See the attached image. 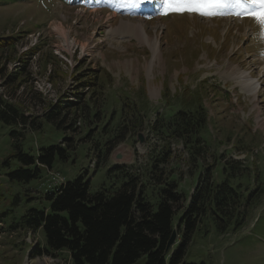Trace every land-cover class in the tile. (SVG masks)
Masks as SVG:
<instances>
[{
    "label": "rangeland",
    "instance_id": "obj_1",
    "mask_svg": "<svg viewBox=\"0 0 264 264\" xmlns=\"http://www.w3.org/2000/svg\"><path fill=\"white\" fill-rule=\"evenodd\" d=\"M110 3L112 9L92 0L89 4L75 0H0V38L20 36L13 50H0V93L29 120H35V127L30 126L16 143L20 142L30 155L63 142L69 145L66 161H55L52 169L64 182L82 177L93 194L117 184L114 175L109 179V168L131 165L133 171L145 172L148 146L157 141L149 130L156 112H164L168 118L181 106L188 108L200 100L210 120L201 132L209 148L207 162L214 164L213 155L220 154L242 161L245 174L235 183L239 181L242 190L253 189L256 175L264 179V28L251 17L158 15L155 0H145L148 5L141 4V10L122 8L118 0ZM122 23L142 24L145 36L156 42L155 60L146 44L122 31ZM38 42L42 50L28 59L27 75L20 77H27L28 82L16 85L14 91L15 83H5L6 79L16 70L18 58H25L23 51ZM242 73L258 86L256 97L246 95L236 82L228 80ZM87 77L95 85L83 86ZM64 100L78 103L62 124L65 127L76 120L75 129H57L41 120L44 112ZM126 105L146 108L147 117L138 132L143 141L129 134L97 168L96 157L105 139L95 130L111 112L117 113L119 121L120 109ZM95 112L102 117L100 121L93 118ZM10 129L20 130L0 122V264H73L66 251L31 256L34 245L45 244L44 233L22 225L21 217L30 207H49L45 186H41L46 172L39 173L42 179L27 183L8 179L7 173L16 167L15 160L9 159L15 151ZM89 130L94 131L88 136ZM64 138L70 141L66 143ZM173 149L184 164L182 146L173 145ZM105 150L103 146L101 156ZM8 159L9 167L3 163ZM221 165L216 162L215 170L219 172ZM194 179L185 175L180 182L185 198ZM254 195L245 226L236 233L217 235L210 230L206 238H196L189 248L192 260L264 264V241H255L254 235V225L264 214V191L257 189ZM14 198L18 202L12 204Z\"/></svg>",
    "mask_w": 264,
    "mask_h": 264
},
{
    "label": "trees",
    "instance_id": "obj_2",
    "mask_svg": "<svg viewBox=\"0 0 264 264\" xmlns=\"http://www.w3.org/2000/svg\"><path fill=\"white\" fill-rule=\"evenodd\" d=\"M94 1L112 9L110 0ZM90 2L75 0L77 4ZM141 8L140 5L136 9ZM19 37L0 38V50L4 47L13 50ZM41 50L40 42L35 43L23 51L25 58H18L16 70L5 82L15 83L14 91L17 90L16 85L28 82L27 77H20L27 75L28 59ZM44 55L46 60L48 56ZM85 79L83 86L95 85L90 78ZM10 100L0 93V122L20 129H10L9 137L15 151L9 159L15 160L16 167L7 173V177L11 181L27 183L37 178L44 168H51L55 161H66L69 145L63 142L39 149L35 154H27L16 140L23 139L30 126L35 127V120H29ZM77 105L75 101L64 100L44 112L41 120L57 129H72L73 126L75 129L76 120L65 127L62 124L68 111ZM181 107L168 118L164 112H156L149 130L157 141L148 146L145 172L133 171L131 165H117L108 170L109 179L114 175L112 179L117 181L110 190L102 189L91 194L89 183L78 177L65 182L57 190L45 193L48 208H28L21 217V224L31 230H42L45 237L43 246H33L31 256L66 251L73 264H207L203 259H191L190 246L196 238H206L210 230L217 235L241 230L246 224L248 209L256 198L254 192L257 189L264 191V179H258L259 175H256V186L244 189L245 192L239 181L235 183L245 174L242 161L220 154L217 157L213 155L214 164L208 163L209 148L201 136L210 121L207 110L200 100L188 108ZM125 108L120 109L119 121L115 118L117 113L111 112L108 120L95 130L103 134V146L106 147L105 155L101 156L103 146L97 154V168L105 163L108 153L119 142L129 134L137 136L143 127L147 117L145 106L126 105ZM93 118L102 119L98 112L93 114ZM36 124L38 127L40 121ZM20 131L22 136L17 138L16 133ZM93 131L89 130L87 135ZM63 140L66 143L70 141L69 138ZM178 144L185 153L184 164L173 149V145ZM178 156L181 157L180 154ZM9 159L3 162L7 167ZM216 162L222 164L219 172L215 170ZM185 175L195 176L188 199L180 190V182ZM17 202L14 198L12 204ZM254 227L255 241H264V214ZM174 229L177 232L176 243L165 252Z\"/></svg>",
    "mask_w": 264,
    "mask_h": 264
},
{
    "label": "snow or ice",
    "instance_id": "obj_3",
    "mask_svg": "<svg viewBox=\"0 0 264 264\" xmlns=\"http://www.w3.org/2000/svg\"><path fill=\"white\" fill-rule=\"evenodd\" d=\"M118 2L122 8L135 9L145 0H118ZM155 3L158 15L188 13L202 18L251 17L264 28V0H155Z\"/></svg>",
    "mask_w": 264,
    "mask_h": 264
},
{
    "label": "bare ground",
    "instance_id": "obj_4",
    "mask_svg": "<svg viewBox=\"0 0 264 264\" xmlns=\"http://www.w3.org/2000/svg\"><path fill=\"white\" fill-rule=\"evenodd\" d=\"M121 26H122L123 32L136 37L137 40L140 42V44H146L151 49V51L153 52V60H155L156 54H157L156 42L145 36L142 24L132 23L129 25V23H122ZM151 63H153V62H151ZM228 78H229L228 79L229 81L236 82L239 85L240 90L243 93H245L246 95H250L253 98L256 97L257 92H258V86L246 74H244V73L239 74V75L236 74V75H232Z\"/></svg>",
    "mask_w": 264,
    "mask_h": 264
},
{
    "label": "built area",
    "instance_id": "obj_5",
    "mask_svg": "<svg viewBox=\"0 0 264 264\" xmlns=\"http://www.w3.org/2000/svg\"><path fill=\"white\" fill-rule=\"evenodd\" d=\"M44 170L46 173L44 176V182L41 184V186H45V193L57 190L59 187L64 185V178L58 171H55L54 169H52V167L44 168Z\"/></svg>",
    "mask_w": 264,
    "mask_h": 264
},
{
    "label": "water",
    "instance_id": "obj_6",
    "mask_svg": "<svg viewBox=\"0 0 264 264\" xmlns=\"http://www.w3.org/2000/svg\"><path fill=\"white\" fill-rule=\"evenodd\" d=\"M137 138L139 139L140 142L143 141V138H142V134H137ZM116 158H120V156H116ZM176 239H177V232L176 230L174 229L166 243V246H165V252H168L170 250V248L175 245L176 243Z\"/></svg>",
    "mask_w": 264,
    "mask_h": 264
}]
</instances>
